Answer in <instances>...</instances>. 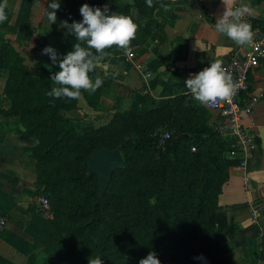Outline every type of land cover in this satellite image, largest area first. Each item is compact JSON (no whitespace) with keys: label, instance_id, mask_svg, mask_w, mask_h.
I'll return each instance as SVG.
<instances>
[{"label":"trees","instance_id":"trees-1","mask_svg":"<svg viewBox=\"0 0 264 264\" xmlns=\"http://www.w3.org/2000/svg\"><path fill=\"white\" fill-rule=\"evenodd\" d=\"M189 1L61 0L52 24L48 5L54 0H48L43 26L50 31L36 38L33 51L41 53L55 31L64 29L58 64L77 43L86 46L63 23L80 21L79 9L85 3L110 4L111 11L129 16L137 25L127 50H105V59L123 56L162 29L153 23L157 10ZM198 4L204 8L201 1ZM257 27L264 30V23ZM32 62L29 67L8 43L1 49L0 79L9 108L0 109V116L19 118L20 129L11 134L30 148L36 194L49 203L52 232L42 264H88L90 257L101 258L103 264H139L150 251L161 264H201L195 259L200 255L208 264H225L222 238L235 228L228 214L245 207H221L218 200L229 168L239 160L229 158L226 143L203 123L186 79L173 86V97L164 106L143 114L116 111L106 125L93 128L61 115L79 109L77 98L48 96L58 87L50 79L60 70L58 65L47 68L40 58ZM81 94L85 96L84 90ZM160 131L170 133L163 148L152 138ZM102 149L119 151L124 162L103 195L97 176L87 173L91 156Z\"/></svg>","mask_w":264,"mask_h":264},{"label":"crops","instance_id":"crops-1","mask_svg":"<svg viewBox=\"0 0 264 264\" xmlns=\"http://www.w3.org/2000/svg\"><path fill=\"white\" fill-rule=\"evenodd\" d=\"M47 2L0 0L6 15L0 23V51L8 43L29 67L36 58L47 68L52 67L49 55L33 51L36 38L50 31L43 26ZM235 8L247 9L244 12L247 17L257 24L264 23V0H190L185 6L157 10L153 23L162 29H155L144 46L101 62L90 75L100 76L104 81L102 86L95 92L84 90L85 96L81 94L77 98L79 109L61 115L89 125L104 117L106 123L101 124L104 126L116 111L136 112L144 108L148 111L164 106L173 97V86L180 80L191 78L217 60L225 67L235 54H244V45H237L216 32L210 22L211 18L215 24L225 11ZM65 36L66 31L59 28L51 38L49 46L57 56ZM135 65L142 70H137ZM249 84L250 94L258 98V105L251 115L242 119V125L255 135L257 148L245 169L238 165L229 168L228 181L218 200L221 207H245L228 214L235 228L222 238L225 264H264V64L249 75ZM190 94L203 123L211 126L217 114ZM7 108L9 103L3 96L0 79V109ZM19 129L18 117L3 120L0 116V216L7 218L0 235V264H42L43 251L52 232V216L38 203L41 197L36 194L30 148L11 134ZM253 210L258 212V217L251 215Z\"/></svg>","mask_w":264,"mask_h":264},{"label":"clouds","instance_id":"clouds-1","mask_svg":"<svg viewBox=\"0 0 264 264\" xmlns=\"http://www.w3.org/2000/svg\"><path fill=\"white\" fill-rule=\"evenodd\" d=\"M150 2V0H149ZM61 0H54L48 7V19L52 24L56 23V10L60 8ZM247 9L236 8L225 11L214 24L215 31L224 34L237 45H246L253 39V30L249 23L241 20ZM82 19L69 25L64 22L66 28L74 34L76 39L86 46L77 43L74 50L63 56L57 64V54L51 46L41 50L42 55H49L53 65L60 69L51 75L50 79L58 87H53L48 96L53 98L75 99L81 96V90L95 92L102 84L100 76L93 77L95 69L108 56L106 49L116 46L119 49H128L130 41L135 37L137 25L124 14L110 10V4L101 6H90L83 4L79 9ZM6 15L4 5H0V23L4 22ZM94 50V51H93ZM185 87L190 90L193 98L202 104H214L218 100H230L235 94L236 88L232 77L217 60L210 63L202 71L191 76L184 82ZM201 264H208L206 257L200 255L195 257ZM88 264H103L99 257L89 258ZM139 264H161L157 253L150 251Z\"/></svg>","mask_w":264,"mask_h":264},{"label":"built area","instance_id":"built-area-1","mask_svg":"<svg viewBox=\"0 0 264 264\" xmlns=\"http://www.w3.org/2000/svg\"><path fill=\"white\" fill-rule=\"evenodd\" d=\"M241 20L251 25L254 35L251 43L244 45V54H235L224 67L232 77L235 94L230 100H218L214 104L205 105L217 114L211 127L219 139L226 143L229 158L239 160L238 166L245 169L257 148V141L255 135L242 125V119L251 115L258 105V98L250 94L249 75L264 64V30L257 27L255 20L245 13ZM135 68L142 70L139 65H135ZM152 138L157 141L158 148H163L170 139V133L160 131ZM191 151L195 152V149ZM38 203L43 209L49 210L46 198H39ZM250 212L253 217H258L256 210ZM6 223L7 218L0 216V235Z\"/></svg>","mask_w":264,"mask_h":264},{"label":"water","instance_id":"water-1","mask_svg":"<svg viewBox=\"0 0 264 264\" xmlns=\"http://www.w3.org/2000/svg\"><path fill=\"white\" fill-rule=\"evenodd\" d=\"M123 168L124 162L119 151L102 149L91 156L87 165V173L97 176L98 188L103 195L109 186L113 172Z\"/></svg>","mask_w":264,"mask_h":264},{"label":"rangeland","instance_id":"rangeland-1","mask_svg":"<svg viewBox=\"0 0 264 264\" xmlns=\"http://www.w3.org/2000/svg\"><path fill=\"white\" fill-rule=\"evenodd\" d=\"M145 111H147V109L146 108H144V109H142V110H139V111H136V112H138V113H143V112H145ZM90 115H92V113H90ZM104 121V123L103 124H105L106 122V120L104 119V117L101 119V120H97V121H92V123H91V125H89V124H81V126H91V127H93L94 128V126L93 125H100V126H96V127H101V124H102V122ZM95 127V128H96Z\"/></svg>","mask_w":264,"mask_h":264}]
</instances>
